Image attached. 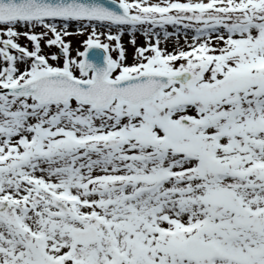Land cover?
Instances as JSON below:
<instances>
[{
  "label": "snow or ice",
  "instance_id": "obj_1",
  "mask_svg": "<svg viewBox=\"0 0 264 264\" xmlns=\"http://www.w3.org/2000/svg\"><path fill=\"white\" fill-rule=\"evenodd\" d=\"M0 264H264V0H0Z\"/></svg>",
  "mask_w": 264,
  "mask_h": 264
},
{
  "label": "rangeland",
  "instance_id": "obj_2",
  "mask_svg": "<svg viewBox=\"0 0 264 264\" xmlns=\"http://www.w3.org/2000/svg\"><path fill=\"white\" fill-rule=\"evenodd\" d=\"M169 30L171 31V29H169ZM125 37H128V36H127V35L123 36V37H122V42H123V39H124ZM84 38H85V37H83V36H80V37H71L72 42H73V43H72L73 48L77 47V46H78V41L83 40ZM170 40H171V43H169V44L167 45L168 50H171L172 44L175 43L174 38H170ZM124 42L126 43V44H125V47H126V49H127V52H128V54L130 55L131 52H132V48H131L130 45H128L127 41H124ZM124 42H123V43H124ZM180 42L183 43V37H181ZM137 43H138V44H142V43H143V38H142V36H140V34H137Z\"/></svg>",
  "mask_w": 264,
  "mask_h": 264
},
{
  "label": "bare ground",
  "instance_id": "obj_3",
  "mask_svg": "<svg viewBox=\"0 0 264 264\" xmlns=\"http://www.w3.org/2000/svg\"><path fill=\"white\" fill-rule=\"evenodd\" d=\"M128 39H129V37H125V38L123 39V42H124V41H128ZM124 44H126V43L124 42Z\"/></svg>",
  "mask_w": 264,
  "mask_h": 264
}]
</instances>
